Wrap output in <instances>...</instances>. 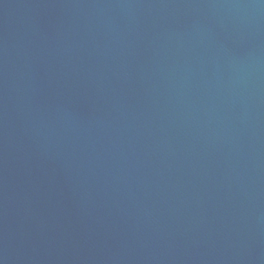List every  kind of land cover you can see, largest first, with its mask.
<instances>
[{
  "label": "water",
  "instance_id": "water-1",
  "mask_svg": "<svg viewBox=\"0 0 264 264\" xmlns=\"http://www.w3.org/2000/svg\"><path fill=\"white\" fill-rule=\"evenodd\" d=\"M0 264H264V0H0Z\"/></svg>",
  "mask_w": 264,
  "mask_h": 264
}]
</instances>
